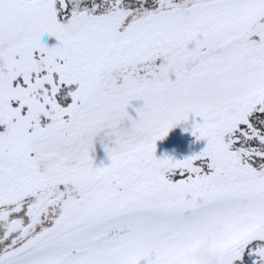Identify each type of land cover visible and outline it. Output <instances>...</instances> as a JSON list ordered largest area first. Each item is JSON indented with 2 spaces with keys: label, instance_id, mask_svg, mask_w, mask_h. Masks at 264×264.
Segmentation results:
<instances>
[{
  "label": "snow or ice",
  "instance_id": "obj_1",
  "mask_svg": "<svg viewBox=\"0 0 264 264\" xmlns=\"http://www.w3.org/2000/svg\"><path fill=\"white\" fill-rule=\"evenodd\" d=\"M190 115L206 147L158 158ZM204 240L264 264V0H0V264H190Z\"/></svg>",
  "mask_w": 264,
  "mask_h": 264
},
{
  "label": "rangeland",
  "instance_id": "obj_2",
  "mask_svg": "<svg viewBox=\"0 0 264 264\" xmlns=\"http://www.w3.org/2000/svg\"><path fill=\"white\" fill-rule=\"evenodd\" d=\"M141 103L142 101H133L132 106L128 109L129 113L135 116V107L139 106ZM198 119V117L190 115L187 121H181L177 126L170 130L164 139L157 141L156 156L158 158L169 156L176 159V155L181 152L184 154V157L187 158L185 152L190 148L199 149L200 152L203 151L206 147V140H197L192 134L193 125ZM91 155L96 166L110 163L104 150V144L99 137L94 143V150L91 152Z\"/></svg>",
  "mask_w": 264,
  "mask_h": 264
},
{
  "label": "clouds",
  "instance_id": "obj_3",
  "mask_svg": "<svg viewBox=\"0 0 264 264\" xmlns=\"http://www.w3.org/2000/svg\"><path fill=\"white\" fill-rule=\"evenodd\" d=\"M196 255L201 264H221L223 253L219 247L206 246Z\"/></svg>",
  "mask_w": 264,
  "mask_h": 264
},
{
  "label": "crops",
  "instance_id": "obj_4",
  "mask_svg": "<svg viewBox=\"0 0 264 264\" xmlns=\"http://www.w3.org/2000/svg\"><path fill=\"white\" fill-rule=\"evenodd\" d=\"M206 246H214V244L211 241L204 240L201 241L195 245H193L187 252V257L190 262V264H201V261L197 258V253L201 250V248H204Z\"/></svg>",
  "mask_w": 264,
  "mask_h": 264
},
{
  "label": "trees",
  "instance_id": "obj_5",
  "mask_svg": "<svg viewBox=\"0 0 264 264\" xmlns=\"http://www.w3.org/2000/svg\"><path fill=\"white\" fill-rule=\"evenodd\" d=\"M193 137H195V136H193ZM186 152H185V156L190 157L192 155L198 154L200 151H199V149L190 148ZM181 159H185V157H184L183 153L179 152V154L176 155V160H181Z\"/></svg>",
  "mask_w": 264,
  "mask_h": 264
}]
</instances>
